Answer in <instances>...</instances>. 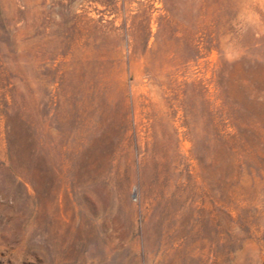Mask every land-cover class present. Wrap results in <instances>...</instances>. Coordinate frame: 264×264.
<instances>
[{
    "label": "rangeland",
    "instance_id": "374dc122",
    "mask_svg": "<svg viewBox=\"0 0 264 264\" xmlns=\"http://www.w3.org/2000/svg\"><path fill=\"white\" fill-rule=\"evenodd\" d=\"M0 264H264V0H0Z\"/></svg>",
    "mask_w": 264,
    "mask_h": 264
},
{
    "label": "trees",
    "instance_id": "16d2710c",
    "mask_svg": "<svg viewBox=\"0 0 264 264\" xmlns=\"http://www.w3.org/2000/svg\"><path fill=\"white\" fill-rule=\"evenodd\" d=\"M226 135H228L227 137L229 138V137H231L232 139H236V137H238V134H237V132L235 131V132H233V133H227ZM230 138V139H231ZM240 139V138H239Z\"/></svg>",
    "mask_w": 264,
    "mask_h": 264
}]
</instances>
